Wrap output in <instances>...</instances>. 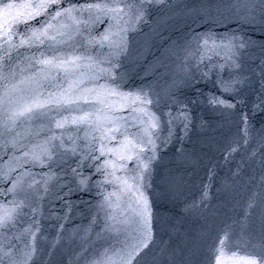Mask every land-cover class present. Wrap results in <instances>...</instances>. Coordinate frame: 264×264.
<instances>
[{
	"label": "snow or ice",
	"instance_id": "obj_1",
	"mask_svg": "<svg viewBox=\"0 0 264 264\" xmlns=\"http://www.w3.org/2000/svg\"><path fill=\"white\" fill-rule=\"evenodd\" d=\"M165 0H83V3L72 4L71 0H41L39 3H8L7 0H0V4L4 5V17L0 20V89H2V95L7 96L10 91H16L18 83L20 81L9 85V76H15V71L11 61L13 60L12 53L17 52L22 47L32 48L44 44L46 41H50L49 47H55L57 42V36L63 37L67 34L66 29L71 27L66 21L71 20L72 24L79 25L83 23L78 17L84 13H87L88 19L94 24L104 23V18L107 17L109 21L114 23L108 24V29L101 34L100 40L93 41L98 43L101 48L105 46V42L109 45H113L117 49V56L124 55L127 53V32L128 28L121 27V23L127 24L129 19H135L140 22L143 21L145 16V9L143 5L164 3ZM68 3L70 6L66 8L57 7L54 12H49V9L53 4L61 5ZM11 9H17L16 15L9 19ZM22 10V11H19ZM219 11V10H218ZM227 11L232 16V20L237 24L236 28L230 29L227 33L217 35L209 31L204 34H197L195 39L200 47L208 48L211 44V50L215 51L217 48H227L230 56L231 69H240L241 63L237 62L235 57L241 55L244 50L250 48H260L264 50V0H230ZM200 13L207 19H212L209 16V9L204 8L200 10ZM38 16H44L45 19L40 22L39 27L30 25V20L36 19ZM65 23H61V19ZM56 21L57 24H53ZM216 23L222 21L217 19ZM19 24H24L25 28L21 30L17 27ZM247 26L242 27V26ZM116 28V31H112ZM78 32L79 28L76 29ZM119 37L118 41H113L112 37ZM14 37L16 39H14ZM261 37V39H257ZM220 40L221 44H216V41ZM200 41L203 44L200 45ZM210 59V57H208ZM28 59H36V62L44 65L49 70V75L53 72L59 73L61 78L66 82L67 86H56L55 91L49 92L46 97L42 94H37L32 99L28 100L25 104L20 105L10 111L5 110L0 115L4 116V119L0 121V151H4L9 157V164L7 169L0 167V179H7L11 176L12 172L16 171V163L21 157H17L15 153L20 152L22 148H26L22 152V157H28L26 163H31L33 166H45L47 163H54V156L60 155V150L63 149L64 154L67 155L68 149L64 148L65 139L71 140L75 144V140L71 137H65L63 134L57 136L53 133L50 137H46L42 144L33 145L28 148L25 145L19 143L17 132L11 139H7V134H11L16 128L17 122L23 121H35L41 120L42 117H46L52 108L60 109L64 108L68 110L71 105L82 100L85 104L89 103H104L102 96L107 95H120L114 91L104 90L103 92L97 91L96 89H88V93H93V96L85 94L84 91L80 90L79 84L83 83V80L77 82L71 79V74L75 73L83 68L88 70L98 69L100 73L107 76L110 72V68H99L100 63H108L110 66H114L113 61L93 60L89 56H74V57H59L53 55L51 59L44 58V54L41 53L40 57H29ZM5 68L8 71H5ZM84 75V73H81ZM248 77L237 73V77L232 81L233 90L236 91L235 85L243 86L247 82ZM223 83V82H222ZM260 83L261 87L264 88V61L261 62L260 71ZM142 91V90H141ZM75 97V98H73ZM131 100L133 112L140 111L143 116H147L148 120L141 118L140 123L144 126L142 134L133 137V141L124 140L119 142V147L124 148V154L118 157L119 161L124 163H118L117 160H106L102 165H85V161L92 159H98V157L85 155L78 163L77 167L72 169L74 175H81L78 171L79 168L88 166L96 167L97 172H103L105 175V183H112L118 186V192L120 194H131L135 197L136 216L139 217L137 226L135 229V235L130 239H126L123 242V247L117 255V259L113 260L112 256L108 255V249H105L103 253H100V259L93 261V264H139V261L143 259L142 254L145 253V249L154 242L152 223L154 215L150 206V202L147 196L140 190L143 187V182L147 180L148 176L151 175V167L153 161L157 159L158 145L156 140L153 139L155 135V129L159 126V118L149 112L147 105L153 103L152 100L147 98V94L142 96H123L121 100ZM213 105H221L227 109H233L236 107L235 103L222 100L218 97H213L210 100ZM237 103H243V101H237ZM0 105H2V97H0ZM107 107V105H106ZM258 111H264V101L260 104L254 105V114ZM179 118L182 123V130L185 136L179 137L181 141L186 138L189 130L188 114L183 110L179 113ZM245 128L244 136L245 143H248L247 137L249 136V129L251 125L248 123L247 116L243 117ZM106 124H117V118L110 116L103 109H96L95 111H83L81 115L73 116L71 119L65 117L62 120H56L54 127L57 129L67 130L69 126H75L77 131L80 130L81 126H86L91 129L92 132L100 133L99 137L93 136V140H98L101 143L100 155H106L104 149L106 145L103 143L105 139L116 140L115 133L119 132L121 135H125L121 131V126L117 124L114 129L107 131H101ZM51 130V121L47 125ZM202 129H206L207 125L202 123L200 125ZM264 132V129L260 130ZM170 135L163 139V143L167 144L171 141V129H169ZM39 134L38 132L36 133ZM261 141L264 142V135H261ZM157 139H160L157 136ZM58 141V143H54ZM71 154L77 155L75 147L71 148ZM109 151H112L109 149ZM150 155H145V152ZM237 151V148L232 147L231 152ZM177 163L184 164L190 162L192 154L183 147L177 149ZM115 155V152H113ZM46 158L45 159H42ZM134 161L133 168L128 169L127 161ZM3 161L0 160V164ZM22 167V165H20ZM111 168L112 171L108 172L106 169ZM124 170L130 172L131 175L117 176V171ZM30 174V173H29ZM111 177V179H109ZM88 177H83L80 180L79 186L76 189H70L71 191L86 192L89 191L87 187ZM46 183V182H45ZM32 185H29L31 187ZM19 187V183H13L12 187L8 189L10 192H15ZM168 192L172 193L173 188L169 187ZM110 196L117 195V192L109 194ZM106 200L108 197L105 198ZM23 201L17 204L16 207H23ZM251 207V203L249 205ZM71 210V205H69ZM15 208L9 211L7 208H0V233L4 236H8L9 230L15 227L16 216L14 215ZM35 212V209H33ZM111 228V225L106 226V231ZM23 236H31L32 241L26 243L25 248L19 249L17 254L13 256L10 250L5 251L3 246L0 245V264H29L30 261L34 260L35 253L38 249L34 246L33 241L37 239L36 233L30 229H24ZM18 238V237H17ZM11 239V237H9ZM229 237L225 233V238L219 240V246L216 248V264H221V256L225 249H230ZM264 247V244L261 245ZM55 247V244L52 245ZM255 259L245 261V264H264V253H257Z\"/></svg>",
	"mask_w": 264,
	"mask_h": 264
}]
</instances>
